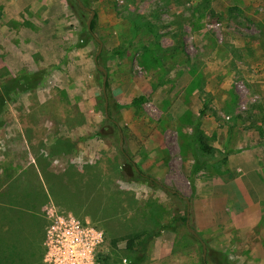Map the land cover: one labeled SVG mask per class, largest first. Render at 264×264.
<instances>
[{"label":"rangeland","instance_id":"374dc122","mask_svg":"<svg viewBox=\"0 0 264 264\" xmlns=\"http://www.w3.org/2000/svg\"><path fill=\"white\" fill-rule=\"evenodd\" d=\"M81 2L108 119L89 14L74 0H0V191L22 181L25 207L45 199L41 229L47 207L100 229L101 264H129L128 239L144 235L140 264H264L263 241L249 252L216 227L227 152L250 153L264 180V0ZM22 76L39 85L14 88ZM15 218L0 233L9 253L30 222Z\"/></svg>","mask_w":264,"mask_h":264},{"label":"crops","instance_id":"0c3cea01","mask_svg":"<svg viewBox=\"0 0 264 264\" xmlns=\"http://www.w3.org/2000/svg\"><path fill=\"white\" fill-rule=\"evenodd\" d=\"M225 183L228 200L221 203L223 220L216 225L217 230L225 233L226 238L233 236L240 240L238 244L249 247L251 252L257 241L264 242V180L250 153L240 150L227 156ZM41 208L40 205L31 209L29 225H21V229L17 228L15 234L6 238H15L11 257H40L45 226L44 223L41 229L39 225ZM8 230L4 228L3 233Z\"/></svg>","mask_w":264,"mask_h":264},{"label":"built area","instance_id":"2783aa9c","mask_svg":"<svg viewBox=\"0 0 264 264\" xmlns=\"http://www.w3.org/2000/svg\"><path fill=\"white\" fill-rule=\"evenodd\" d=\"M43 264H95L102 231L70 213L44 209Z\"/></svg>","mask_w":264,"mask_h":264},{"label":"trees","instance_id":"16d2710c","mask_svg":"<svg viewBox=\"0 0 264 264\" xmlns=\"http://www.w3.org/2000/svg\"><path fill=\"white\" fill-rule=\"evenodd\" d=\"M81 2V0H80ZM76 3V2H75ZM82 3V2H81ZM83 4V3H82ZM77 5V4H76ZM84 7H86L83 4ZM94 19L95 16L90 24V30L92 31L94 29ZM123 51H116L114 52L115 55H121ZM101 74V73H100ZM39 85V79L28 77V76H22L20 79H17L14 88H18L21 91L31 89V88H36ZM106 88H107V82H106ZM144 101V97L140 96L136 99H133L132 102L130 103V106H138L141 105ZM203 115L202 113H200ZM198 121L194 125V129L198 127ZM240 152V150H235V151H229L226 153V155L232 154V153H237ZM126 163L128 162L127 158H125ZM202 166V164H195L192 174L196 173L197 170ZM24 172H22L21 176L25 179L26 176L23 175ZM16 179V178H15ZM28 182V181H27ZM13 185V186H12ZM5 192L3 190L0 191V233H3L4 228H10V224L16 220L15 215H18L22 220H25L27 217L30 219V210L34 208V206L30 208V206L25 207L24 204H22L19 200H21L24 195H21L18 192L12 191V188L17 187L18 190L22 189L25 184L21 182L12 183ZM15 185V186H14ZM12 186V187H11ZM36 197V196H35ZM35 197H31L30 199H35ZM32 201V200H31ZM45 201L41 202L39 199H37L36 202L37 204L35 205V208L42 205V203ZM39 202V203H38ZM33 203V202H32ZM7 231H5L6 233ZM151 235H144L143 236H135L133 238L128 239V244L130 246V250L132 249L133 252V258L129 264H140L144 260V253H145V245L148 240H150ZM5 239V238H3ZM42 258V257H41ZM37 258L33 259V257H11V253H9L7 250L3 248V245L0 241V264H37ZM228 264L226 257L225 259H222V262H215V264ZM95 264H101L99 262H95Z\"/></svg>","mask_w":264,"mask_h":264},{"label":"water","instance_id":"95a60500","mask_svg":"<svg viewBox=\"0 0 264 264\" xmlns=\"http://www.w3.org/2000/svg\"><path fill=\"white\" fill-rule=\"evenodd\" d=\"M75 2H76V4H77V6L81 9V10H83L84 12H86V13H88L89 14V16H88V18H87V21H86V24H85V27H86V31L90 34V36L92 37V39L97 43V50H96V52H95V54H94V56H93V63H94V65H95V68H96V70L97 71H99L101 74H102V79H101V94H102V97H103V99H104V117L106 118V119H108V116H107V103H106V92H105V90H106V79H107V77H106V72H105V70L102 68V67H100L98 64H97V59H98V56L100 55V52H101V48H102V45H101V42L92 34V32H91V30H90V24H91V22H92V20H93V17H94V12L91 10V9H89V8H87V7H84L83 6V4L80 2V0H74ZM120 145H121V141H120ZM165 189V188H164ZM167 191H169V190H167ZM170 193H172V194H176L174 191H169ZM178 197L179 198H182L181 196H179L178 195ZM183 199V198H182ZM184 201H185V203H186V205H187V210H188V201L186 200V199H183ZM187 215H186V221H185V225H186V228H187V231L190 233V234H192L193 236H195L194 235V233L188 228V222H187ZM203 253H204V249H203Z\"/></svg>","mask_w":264,"mask_h":264}]
</instances>
